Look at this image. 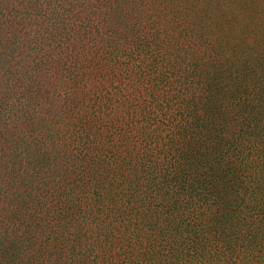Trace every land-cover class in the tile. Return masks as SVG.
<instances>
[{
    "label": "trees",
    "instance_id": "16d2710c",
    "mask_svg": "<svg viewBox=\"0 0 264 264\" xmlns=\"http://www.w3.org/2000/svg\"><path fill=\"white\" fill-rule=\"evenodd\" d=\"M211 6L0 0V264H264V52Z\"/></svg>",
    "mask_w": 264,
    "mask_h": 264
},
{
    "label": "rangeland",
    "instance_id": "374dc122",
    "mask_svg": "<svg viewBox=\"0 0 264 264\" xmlns=\"http://www.w3.org/2000/svg\"><path fill=\"white\" fill-rule=\"evenodd\" d=\"M211 26L232 48L248 50L252 57L264 52V0H208ZM257 159L258 154L253 153Z\"/></svg>",
    "mask_w": 264,
    "mask_h": 264
}]
</instances>
